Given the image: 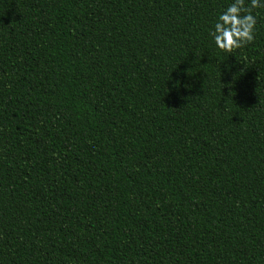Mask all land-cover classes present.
<instances>
[{
    "label": "trees",
    "instance_id": "obj_1",
    "mask_svg": "<svg viewBox=\"0 0 264 264\" xmlns=\"http://www.w3.org/2000/svg\"><path fill=\"white\" fill-rule=\"evenodd\" d=\"M0 0V264H264V9Z\"/></svg>",
    "mask_w": 264,
    "mask_h": 264
},
{
    "label": "clouds",
    "instance_id": "obj_2",
    "mask_svg": "<svg viewBox=\"0 0 264 264\" xmlns=\"http://www.w3.org/2000/svg\"><path fill=\"white\" fill-rule=\"evenodd\" d=\"M253 9H264V0H230L209 32L216 48L231 52L252 42L257 24Z\"/></svg>",
    "mask_w": 264,
    "mask_h": 264
}]
</instances>
